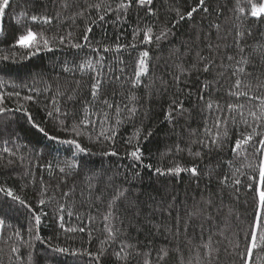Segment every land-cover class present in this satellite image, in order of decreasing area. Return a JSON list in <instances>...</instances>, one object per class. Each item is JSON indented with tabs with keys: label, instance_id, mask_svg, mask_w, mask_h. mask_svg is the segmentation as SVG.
<instances>
[{
	"label": "trees",
	"instance_id": "16d2710c",
	"mask_svg": "<svg viewBox=\"0 0 264 264\" xmlns=\"http://www.w3.org/2000/svg\"><path fill=\"white\" fill-rule=\"evenodd\" d=\"M119 2L120 0H55L53 3L52 0H32L28 3L27 0H11V8L0 20L3 26V31H0V96L4 97V103L0 104V107L15 110L23 106L50 135H56L61 139L75 138L83 147L90 150L87 154L81 153L74 157L75 149L72 146L45 138L28 123L23 111L0 115V187L11 188L14 195L33 209L38 207L41 198L45 199V205H40L39 208L47 213V216H42L39 226L38 234L42 241H37L34 239V221L30 220L27 208L0 191V219L5 221L0 227V264H97L88 253L95 255L101 248L106 249V253L100 258L99 264H121L116 260L114 250H118L122 243L134 244L137 239L141 241L140 247L148 254L152 264H189V261L196 264L197 251L203 258L204 250L199 248L201 241L198 227L189 229L187 237L183 234L176 237L172 232H165L163 229L150 233L147 227L137 234L134 229L121 225L114 218L105 221L108 202L117 188L126 192V199L119 202L121 215L124 214L125 205L129 201L138 198L144 202L148 201L149 196H155L157 200L164 197L168 202H172L174 195L176 210L187 218L185 208L194 210L197 203L203 206V201L211 197L213 203L208 211L215 219L203 221V217H200L193 220V223L204 222L205 240L210 232L213 234V247L220 248L214 264H242L239 254L246 250L255 212L254 193L247 187L248 175L251 174V169L247 165L250 163L258 165L257 140L261 137H255L244 146L238 157L233 156L231 146L235 138H238L241 132L252 131L239 122L237 110L236 123L229 120L227 124L230 139L226 140L222 152L213 151L209 156L205 151L201 159L190 155L187 148L192 140L203 136L205 124L214 132L217 131L214 125L216 116L230 115L228 104H243L244 115L250 123L253 122V118L248 116V112L250 110L259 112L260 100L233 96L229 92H248L249 96L264 98V88L258 87L264 82V65L260 63L259 56L253 53V49L264 52V48L260 47L264 45L262 35L264 17L250 15L249 0H206L210 9L209 14L200 12L194 14L191 20L186 19L178 24L177 10L180 13L186 12L194 6L195 0H153V4L148 7L155 11V16H148L146 11L138 6L130 8L126 15L114 11H107L106 14L107 5L116 9ZM253 2L261 3L264 0ZM64 3L68 4L67 8L63 7ZM93 4H103L104 7L101 9L89 7ZM241 8L244 9L243 12L239 11ZM22 11H27L29 16H50L53 19L50 24L25 21L20 15ZM78 11H83L84 15L72 19L73 13ZM101 15L105 17L103 21L99 20ZM17 18L21 19L19 25L16 23ZM24 24L36 32H43L50 41L52 51L42 50L35 56L24 59L26 50L15 46V38ZM215 24L220 26L219 29L214 27ZM137 25L141 28L152 25L154 32L167 25L171 28L172 34L160 43L141 44L139 41L143 38L142 33L135 38L133 36V29ZM87 27L92 29L87 33L90 37L89 46L72 49L71 43H85L82 36L86 34ZM238 32L243 33V36L238 37ZM197 34L201 37L199 42L196 40ZM61 36L66 37L64 44L59 43ZM206 36L211 37L213 44H219V49L209 53L205 47ZM237 39L245 49L243 54L235 46ZM182 42H189L193 47L190 56L185 57L186 61L194 57L195 50L199 47L203 49L202 55L214 59V65L210 73H197L189 78L187 87L191 90V97L181 94L180 98L184 100L186 108L195 109L193 118L190 119L186 113L185 117L179 120V124L174 125L165 119L169 102L177 90L168 73L175 71L174 64L177 62L171 55V50L180 48L183 52ZM116 44L137 46L134 49L122 48L117 52L114 47ZM104 46L112 47L113 50L105 52ZM93 47L97 49L95 52L92 50ZM144 50L150 51L149 74L141 78L142 83L139 87L133 88L129 78L133 76L139 53ZM228 55L234 56L235 59L229 61ZM241 55L248 56L255 63V68L251 65H242L245 73L251 72L252 75L237 71L241 65H237L236 60H239ZM5 56L8 59H3ZM85 60H90L93 67L91 69L85 67L82 71L76 70V66ZM65 63L74 69V74L63 71ZM185 66L187 67V63ZM97 73H100V78L104 80L101 98L107 97L110 103L122 107L123 104L129 103L126 97L134 95L138 98L137 115L127 120L125 113L120 117L123 122L116 125L114 109L95 103L89 107L91 113L89 118L96 122L94 128L89 130L91 139L88 138V133L75 136L70 128L67 132L58 130V120L47 115V111L54 107L52 99L56 96L57 90L70 91L76 87V80L81 82L77 103H67V93L58 98L61 111L70 110L76 114L75 117L68 118L71 123L73 119L82 118L80 101H91L89 84L93 82L92 77ZM197 75L200 76V81H205L206 78L213 81L209 90L210 99L213 101L210 115L208 110H205L203 115L199 113V107L202 105L197 106L196 101V91L200 87ZM161 78L168 81L167 92L155 90L161 88ZM237 79L242 81L239 89L234 87ZM153 83L155 87L149 92L148 86ZM180 87L184 85L181 84ZM15 92H19L20 96L9 97V93ZM24 96H33V101H25ZM217 102L223 109L222 112L216 111ZM102 112H107L110 117V122L105 123L104 128L114 130L116 133L114 145L103 138L96 139L101 131L99 121L102 119ZM205 116L208 117L207 120L204 119ZM137 129H141L139 142L143 153L141 162H134L126 155L132 147L128 141L134 138ZM149 130L152 131V135L145 139ZM190 130H197L196 135H190ZM223 130L224 125H221L219 129L221 134ZM257 131L264 129L257 128ZM135 142L133 139V144ZM178 143L185 149L184 151H176ZM113 146L118 153L117 156L102 155ZM5 148L10 151L4 152ZM191 150L192 152L200 150L199 145L191 144ZM209 160L212 166L220 160H231L233 164L222 171L217 170L209 184L205 176ZM73 162L79 164V167H66L68 163ZM49 163L52 165L50 169L47 167ZM145 164H151L153 169L143 167ZM177 164L181 167L198 166L199 179L187 172L180 175L154 173L157 167L166 170ZM60 168H65V173H61ZM237 168L240 169L239 172H236ZM136 171L140 172L139 177L134 175ZM222 172L235 173L234 178H239L241 184L237 186L238 190L229 187L223 192L221 199L217 194L220 186L215 176L221 175ZM108 177L112 179L108 180ZM229 184L231 185V180ZM205 185L208 187L205 188ZM42 191L45 193L43 197ZM64 193L69 195L64 196ZM61 207L63 212L60 211ZM176 210L173 211L172 217L176 215ZM144 211L147 212L148 209L145 208ZM69 212L72 215H68ZM59 215L64 216V229L58 226ZM172 217L167 212L154 214L155 221L169 227L173 223ZM106 224L121 228L115 242L108 239ZM81 227L84 231L79 230ZM30 228L33 229L32 232L29 231ZM69 228L75 231H67ZM15 232L20 233V238ZM193 233L195 239L189 242ZM29 242L34 247L29 248ZM50 245L66 247L69 252L55 253L51 251ZM13 247L18 251L13 252ZM160 249L168 252L163 260L158 258V254L162 255L159 253ZM72 250H76L78 255L73 256ZM254 255L258 257L256 264H264V249L254 250Z\"/></svg>",
	"mask_w": 264,
	"mask_h": 264
},
{
	"label": "snow or ice",
	"instance_id": "6c2138e0",
	"mask_svg": "<svg viewBox=\"0 0 264 264\" xmlns=\"http://www.w3.org/2000/svg\"><path fill=\"white\" fill-rule=\"evenodd\" d=\"M28 3H31L32 0H27ZM53 3H55V0H52ZM250 6H251V12L250 15L252 17L261 18L264 17V2L257 3L253 2V0H249ZM153 4V0H120L119 4L117 5L116 9H112L111 5H107L106 7V14L107 11H114L119 13L120 15H126L127 11L132 8L133 6H138L139 8H142L146 11V14L148 16H155V11L148 7L149 5ZM64 8L68 7L67 3L63 4ZM89 7H92L94 9H101L104 7L103 4H93L89 5ZM11 8V0H0V20H2L5 15L6 11ZM239 11L243 12L244 9H239ZM203 12L204 14H209L210 9L207 5L206 0H195L194 6H191L189 10H187L184 13H180L177 10V15L179 17V20L176 21V24H178L180 21L184 20H191L194 16V14ZM22 18L25 21L30 20L33 23L36 22H43L46 24H50L52 22L53 17L50 16H37V15H31L29 16L27 11H22L20 14ZM59 13H57V16ZM84 15L83 11H78L73 13L72 19H75L77 16ZM105 17L103 15L99 16V20L103 21ZM119 19V16H118ZM95 21H93L94 23ZM16 23L19 25L21 24V19L17 18ZM214 27L219 29V25L215 24ZM0 31H3V26L0 24ZM92 31L91 27H87L85 29V33L82 36V40L85 42L84 44L76 42L71 43L70 47L72 49H82L88 45V42L90 41L89 35L87 33H90ZM139 33H142L143 38L139 41L141 44H152V43H160L162 40H167L168 37L172 34L171 28H169L167 25H165L163 28H161L158 32H154V27L152 25H146L145 27L141 28L139 25H137L133 29V36L135 38L136 35ZM251 33H249L250 35ZM71 35V33H69ZM264 35V33H262ZM238 37H242L243 33L238 32ZM197 42L201 40V37L199 34H197L196 37ZM204 40L206 41L205 47L208 49L209 53H211L214 49H219V44H213L211 42V37L206 36L204 37ZM66 41V37L61 36L59 37V43L64 44ZM184 51L181 52L180 48H174L171 50V55L176 58V63L174 64L175 71H169V76L172 79L173 85L176 87V92L174 94V98H172L169 102V107L165 113V119L173 123L174 125L179 124V120L181 118L185 117V114L187 113L188 117L191 119L193 118V111L195 109L186 108L184 100L180 98L181 94H186L189 97H191V90L188 89V81L189 78L193 74L197 73H210L213 65H214V59H210L209 56L202 55L203 49H200L197 47L195 50L194 57H190L189 60H185V57H189L190 53L193 51V47L189 42H182ZM15 46L19 47L20 49L26 50L24 59H27L31 56H35L37 53H39L42 50H48L52 51V47L50 46L49 39L44 35L43 32H36L32 28L27 27L26 24H24L21 27L20 33L15 38ZM136 44L131 45H122V44H116L115 50L119 52L122 48L131 47L136 48ZM235 46L239 49V52L241 54L244 53L245 49L241 45L240 40L237 39L235 41ZM261 48H264V45L260 46ZM94 52L97 50L95 47L92 49ZM103 50L105 52L112 51L113 48L109 46H104ZM253 53L257 54L260 59V63L264 65V52H260L258 49H253ZM150 56L149 50H144L139 53V59L136 62V66L134 68L133 76L129 78V82L131 83L133 88H137L142 83V77L147 76L149 74V65H148V58ZM3 59H8L7 56L3 57ZM227 59L229 61H232L235 59L234 56L228 55ZM99 63V61H98ZM187 63V67L185 64ZM237 65H241L237 68V71L239 73H245V68L242 65H251L253 68L256 67L255 63L248 57L241 55L239 60H236ZM85 67L91 69L93 67L92 62L90 60H85L83 63H80L76 66V70H84ZM63 71L66 73H73L74 69L67 66L65 63V66L63 68ZM246 75H252L251 72L245 73ZM100 73H97L96 76L92 77V83L89 84V90H90V96L91 101H80L82 104L81 112H82V118L79 119H73L71 123H69L68 118L70 116L75 117V113L70 110L61 111V108L59 107V97H62L67 93V103L75 104L78 102V91L80 88L81 82L79 80L75 81L76 87L72 88L70 91L68 89H65L64 92H61L59 89L57 90L56 96L52 99V104L54 105L53 109L51 111H47V115L49 117H53L58 120V130L67 132L69 131V128L71 129L72 133L75 136H81L86 133H88V138L91 139L90 129L94 128L95 123L92 121L89 117L91 113L89 112V107L93 106L95 103H100L105 105L109 109H114L115 115L117 119L115 120V124L119 125L123 122V120L120 118L123 114L126 113L125 119L131 120L132 117L137 115L138 108H137V97L134 95H129L126 97V99L129 100V103L121 105L113 104L109 102V99L107 97L101 98L102 93V87L104 85V80L100 78ZM233 75H236V72H233ZM116 79H119V77H116ZM197 81H200V76L197 75L196 77ZM161 88H156V92H160L163 90L164 92H167L168 90V81L163 80L161 78ZM213 81L205 79V81H200V87L196 91V101L197 106L199 107V113L201 115L204 114L205 110H208L209 115L211 114V111L213 110V101L210 99V93L209 90L212 88ZM242 81L240 79H237L235 81L234 87L239 89L241 86ZM183 84L184 87H180V85ZM155 85L150 84L148 86L149 92H151L152 88H154ZM260 88H264V82L260 83L258 85ZM230 95L233 96H245L248 97L249 100H260L259 104V112L256 111H249L248 116L253 118V122L250 123L249 120L244 115V105H233L228 104L227 108L230 113L228 116L221 117L219 115L216 116V119L214 121L215 128L217 131H213L212 128L208 127L207 124L204 125V134L201 137H198L195 140H192L187 148L190 155H194L195 157H200L203 159V153L206 151L209 156L215 152H222L224 148V144L227 139L229 138V134L227 131V124L229 120H231L234 124L237 121V110L239 115V122L244 124L247 128H251L252 131L250 133L241 132L239 133L238 138H235L234 144L231 146V153L233 156H239L241 154V150L244 148V146L248 145L250 142L254 140L255 137H261L257 140V143L259 145V148H257V153L259 163L258 165L254 164H248L247 167L251 169V174L248 175L249 184L247 187L254 193V204H255V212H254V219L253 223L250 226V232L248 233L249 242L246 246V250L244 253H240V258L242 261V264H256V261L258 259L257 256L254 255V250H261L264 249V131H257V128L264 129V98H261L259 96H249L248 92H240V91H230ZM9 97L12 95H15L17 97L20 96L19 92L15 93H9ZM113 95H116V93H113ZM23 99L25 101H33V96H24ZM4 103V97L0 96V104ZM13 111L20 112L23 111L25 115L27 116L28 123L31 124V126L35 129H37L40 133L43 134L45 138H47L50 141L57 142L62 145H70L75 149V152L73 153V156H78L81 153L87 154L90 150L83 147L77 139H61L60 137L56 135H50L48 131L45 130L44 127H42L39 123H37L31 113L28 111V109L24 108L23 106L18 107L17 109L13 110L6 107H0V115L8 112L12 113ZM216 111L222 112L223 109L219 105V103H216ZM55 114V116H54ZM102 119L99 121L101 125V131L99 133V136L96 138L99 140L100 138H103L104 141L112 142L114 145V138H115V131H109L108 129L104 128L105 123L110 122V117L107 112L101 113ZM207 116L204 117L205 120H207ZM187 123V121H186ZM221 125H224L223 133L219 131ZM197 130H190V135L195 136ZM140 133L141 129H137V132L134 136V138H130L128 141V144L131 145V150L126 152V155L131 158L134 162H141L142 161V151L141 147L139 146L140 142ZM152 131H147V134L145 136V139L147 136H151ZM133 139H135V144H133ZM191 144H197L199 145L200 150H197L195 152H192L191 150ZM184 148H181L180 144L178 143L176 145V151H184ZM10 149L5 148L4 152H9ZM15 155V153H12ZM104 156H117L118 153L115 150L114 146L109 150L102 153ZM23 159V158H21ZM9 163H12V161H9ZM233 162L231 160H220L215 164V166H212L211 160H209V167L208 170L205 172V176H207L209 184L212 182L213 174L217 172V170H221L225 167H232ZM47 167L50 169L52 165L49 163ZM67 168H77L79 167V164L73 162L68 163L66 165ZM136 167V164L133 165V168ZM143 167L152 170L153 166L151 164H145ZM240 169H236V172H239ZM61 173H65V168H60ZM190 173L193 177L199 179L200 172L198 170V166L194 165L192 167H181L178 164L174 167H169L166 170L161 169L159 167L154 169V173L159 175H180L181 173ZM70 174V173H68ZM243 174V173H242ZM134 175L139 177L140 172L136 171L134 172ZM235 173H228V172H222L221 175L215 176V179L217 183L220 186L218 195L221 196V199L223 198V192L227 190L229 187L236 188L238 190L237 186L241 184V181L239 178H234ZM111 177H108V180H111ZM231 180V185L229 184V181ZM91 187V185H90ZM208 185H205V188H207ZM0 191L4 192L6 196L12 197L14 201H19V203L22 206H25L28 210L29 217L31 221H34L35 226V234L34 239L37 241H42L41 236L39 233V226L42 222V216H47L46 212H43L42 209L39 208L40 205H45L46 200L41 198L38 201V207L36 209L31 208L28 205H25V202L23 200H20V198L16 195H14L11 188H2L0 187ZM45 193L42 191L41 196L43 197ZM64 196H68L69 193H64ZM122 199H126V192L125 190L117 188L110 198L108 202V212L104 216L105 221H109L110 219H115L120 222L121 225H124L127 228L134 229L137 234L143 232L145 228L149 230V232H159L161 229H163L165 232H172L174 236L179 237L181 234L187 237L189 229L199 228L200 229V241L199 248H202L204 250L203 252V258H201L199 251H197V260L196 264H214L215 259L218 258L220 248L219 247H213V234L210 232L207 239L204 238V222H201L199 224H194L193 220L199 219L200 217H203V221H211L215 218L211 215V213L208 211V209L211 207L213 201L211 197H209L207 200L203 201V206H200L199 203H197L194 207V210H189L185 208L186 211V217L182 216L178 210H176V196H172V202H168L166 198L161 197L159 200L156 199L155 196H149L148 201L141 202L138 198L132 201L127 202L125 205L124 214L121 215L120 212V201ZM186 203V202H185ZM147 208L148 211L145 212L144 209ZM176 210V215L172 217L173 211ZM61 212H63V207L60 209ZM131 213L129 216L128 213ZM160 212H167L170 217H172V226L169 227L166 224L159 223L154 220V214ZM68 215H72L71 212L68 213ZM58 220V226L61 229H64V216L59 215L57 217ZM127 222V223H126ZM5 221L0 219V227L4 225ZM227 223V220H225V224ZM105 228L108 232V239L115 242L116 235L121 232V228H114L112 226H109L108 224L105 225ZM80 231H84V228H80ZM174 230V231H173ZM30 232L33 231L32 228L29 229ZM67 231H75V229L69 228ZM223 235V233H220ZM15 235L20 238V233L15 232ZM192 239H195V233H193V236L189 238V242H191ZM141 241L138 239L136 240V243L134 244H121L118 250H114V256L117 261L121 262V264H152L151 260L148 258V254L142 250L140 247ZM28 247L32 248L34 245H32L30 242L28 243ZM238 248L239 245H236ZM51 251L55 253H68L69 249L66 247H52L50 245ZM13 252H17L18 249L13 247ZM179 252V249H177ZM106 253V249L101 248V250L93 255L92 253H88L89 256H92L94 260L97 261V264H99L100 258L103 257ZM159 253H162V255L158 254V258L160 260H163L165 256L168 255V252L165 249H160ZM71 254L73 256L78 255L76 250H72ZM29 257L31 258V253H29ZM142 258V259H141ZM189 264H192L191 261H189Z\"/></svg>",
	"mask_w": 264,
	"mask_h": 264
}]
</instances>
